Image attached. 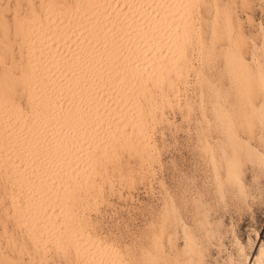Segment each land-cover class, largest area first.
<instances>
[{"label":"rangeland","instance_id":"obj_1","mask_svg":"<svg viewBox=\"0 0 264 264\" xmlns=\"http://www.w3.org/2000/svg\"><path fill=\"white\" fill-rule=\"evenodd\" d=\"M49 1L0 0V77L20 71L9 64L20 63L17 20L32 9L43 14ZM193 2L181 76L165 87L149 143L109 163V179L82 210V225L125 264H264V0ZM234 17L246 30L244 66L231 46ZM10 87L26 107L20 86ZM2 180L0 264H80L55 245L46 256L32 249L14 226Z\"/></svg>","mask_w":264,"mask_h":264},{"label":"bare ground","instance_id":"obj_2","mask_svg":"<svg viewBox=\"0 0 264 264\" xmlns=\"http://www.w3.org/2000/svg\"><path fill=\"white\" fill-rule=\"evenodd\" d=\"M74 1L50 0L15 24L20 63L9 64L20 71L0 77V177L32 249L45 255L55 245L80 264H125L86 231L82 210L97 200L110 162L148 145L165 87L181 76L194 0ZM236 19L231 46L244 66L246 30Z\"/></svg>","mask_w":264,"mask_h":264}]
</instances>
